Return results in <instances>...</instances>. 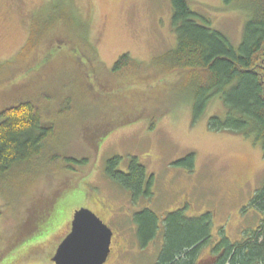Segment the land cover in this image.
<instances>
[{"label":"rangeland","instance_id":"obj_1","mask_svg":"<svg viewBox=\"0 0 264 264\" xmlns=\"http://www.w3.org/2000/svg\"><path fill=\"white\" fill-rule=\"evenodd\" d=\"M188 1L193 12L239 47L248 20L244 11L225 7L223 0ZM171 19V0H0V113L22 100L42 105L46 122L57 132L49 153L90 160L76 186L65 192L63 182L74 184L76 177L54 169L36 192L30 189L27 202L15 197L19 207L0 195V264H54L80 209L91 210L113 231L105 264L156 263L162 237L142 248L136 236L133 218L143 209L159 217L161 228L164 216L177 210L190 218L211 214L212 239L200 264L212 262L221 232L234 243L258 228L264 216L249 205L264 185V151L251 139L209 129L211 117L226 116L221 99H212L194 120L192 104H178L184 97L172 87V77L134 92L124 87L125 78L110 74L124 54L151 66L175 50ZM34 26L40 45L17 59ZM82 90L86 99L79 98ZM155 92L165 93L167 101L143 113L152 106L146 98ZM166 109L154 123L150 116ZM188 155H194V169L174 165ZM114 157L121 158L120 171L136 158L148 178L153 176L150 199L134 203L129 192L108 179L106 164ZM42 208L51 210L34 229Z\"/></svg>","mask_w":264,"mask_h":264},{"label":"trees","instance_id":"obj_2","mask_svg":"<svg viewBox=\"0 0 264 264\" xmlns=\"http://www.w3.org/2000/svg\"><path fill=\"white\" fill-rule=\"evenodd\" d=\"M223 3L225 7L242 10L248 16L238 48L223 33L212 29L208 19L193 12L188 0H171L176 49L154 59L151 66L124 54L110 74L125 78L124 87H133L134 92L154 89L155 85H162L164 80L172 77L175 81L172 87H179L184 97L178 104L190 102L194 120H198L211 100L218 97L225 106L226 116L211 117L209 129L251 139L264 151V0H223ZM71 19L76 21L72 15ZM36 37L39 38L34 26L27 46L17 59L27 58L38 48L42 39L39 41ZM80 86L85 89L83 84ZM85 92L78 93L80 99H86ZM159 96L155 92L146 98L152 106L143 113L152 112L168 99L165 93ZM43 111L42 105L22 100L0 113V195L9 197L16 205L20 199L31 197L30 189L36 192L37 184L43 177L50 178L54 169L76 177L74 184L72 179L63 182L65 192L76 186L82 178L83 168L90 164L88 158L49 153L48 144L55 141L57 132L54 124L46 122ZM168 112L166 109L162 114L150 117L156 123ZM120 164L119 157L107 161L108 179L129 192L134 203L150 199L153 196V176L148 178L145 167L136 158L130 160L127 171H120ZM174 165L192 170L194 155H188ZM47 179L44 183L50 184ZM249 208L264 216V185L250 201ZM46 209L38 211L39 217L32 228L39 229L48 218L51 208ZM184 212L181 209L168 213L162 219V228L159 217L148 209L134 215L136 236L142 248L158 237L163 239L155 264H200L201 252L212 239L211 214L190 218ZM28 231L26 229V233ZM220 235V242L212 248L210 264H264V217L258 228L245 234L242 241L233 243L224 232Z\"/></svg>","mask_w":264,"mask_h":264},{"label":"water","instance_id":"obj_3","mask_svg":"<svg viewBox=\"0 0 264 264\" xmlns=\"http://www.w3.org/2000/svg\"><path fill=\"white\" fill-rule=\"evenodd\" d=\"M113 231L94 212H75L71 230L59 244L54 264H105L111 253Z\"/></svg>","mask_w":264,"mask_h":264},{"label":"flooded vegetation","instance_id":"obj_4","mask_svg":"<svg viewBox=\"0 0 264 264\" xmlns=\"http://www.w3.org/2000/svg\"><path fill=\"white\" fill-rule=\"evenodd\" d=\"M210 264V263H209Z\"/></svg>","mask_w":264,"mask_h":264}]
</instances>
